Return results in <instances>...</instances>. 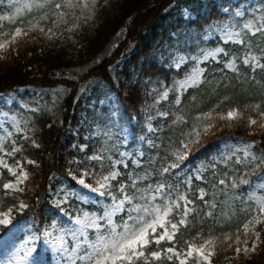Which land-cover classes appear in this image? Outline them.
I'll return each instance as SVG.
<instances>
[{
  "label": "snow or ice",
  "instance_id": "1",
  "mask_svg": "<svg viewBox=\"0 0 264 264\" xmlns=\"http://www.w3.org/2000/svg\"><path fill=\"white\" fill-rule=\"evenodd\" d=\"M109 2L6 0L0 60L19 55L22 44L78 43L75 34ZM192 15L184 9L186 18ZM203 16L207 23L174 33L154 54L164 78L144 80L135 114L98 80L80 87L77 99L97 84L105 106L88 121L85 140L94 146L73 144L77 155L65 175L49 176L46 192L29 184L28 166L40 167L27 154L42 147L36 114L62 125L57 106L71 89L43 90L52 95L43 104L7 94L5 103L19 109H0V264H216L220 253L232 264L264 245V0H213ZM213 40L214 47H200ZM89 71L83 66L67 78ZM240 95L248 99L241 103ZM239 127L258 138L223 137ZM44 197L51 206L38 225L31 210ZM233 249L235 257L227 255Z\"/></svg>",
  "mask_w": 264,
  "mask_h": 264
},
{
  "label": "trees",
  "instance_id": "2",
  "mask_svg": "<svg viewBox=\"0 0 264 264\" xmlns=\"http://www.w3.org/2000/svg\"><path fill=\"white\" fill-rule=\"evenodd\" d=\"M5 3L6 0H0V4ZM212 3L213 0H110L109 6L102 7L89 26L75 34L78 43L57 40L51 45L47 42L22 44L19 55H11L7 60H0V95L15 93L22 100L43 104L52 101L51 92L45 94L43 90L53 89L58 85L71 89L57 106V118L63 119L62 125L54 123L49 114H36V136L42 147L30 148L27 154L40 161L38 169L28 166L29 171L33 172L29 184L39 185L37 194L46 192L49 176L53 172H56L58 177L65 175L64 168L67 161L77 155L76 150L72 148L73 144L87 142L90 148L94 146V142L85 140L88 127L79 126L80 120L85 115L88 123L94 109L105 106L99 105L102 96L97 84H89L88 91L77 99L80 87L90 80H98L110 86L122 109L135 114L133 109L139 110L145 99L144 80L148 77L164 78L166 70L161 67L158 55L154 56V54H158L173 42L174 33L194 30L207 23L203 13ZM175 4L178 5L177 8L173 7ZM183 7L192 10L194 16L181 17L179 11L175 10ZM2 23L13 27L7 21ZM214 46V40L200 45V47ZM100 57L102 59L96 63L95 61ZM83 66H88L90 71L74 72L73 75L77 76V79L67 78L71 70ZM215 67L222 68L223 65H215ZM57 72L64 75L57 76ZM167 79L168 83H171V73L168 74ZM20 90L24 92L20 93ZM237 99L243 103L248 98L240 95ZM90 105L92 107L88 108ZM4 109L17 110L19 104L4 106ZM141 119H143L142 114ZM50 123L52 127H48ZM77 126L79 127L75 134H72L71 129ZM237 136L245 139L258 138L248 136L244 127L223 133V137ZM59 183L60 180L57 179L53 187L55 188ZM27 198L35 204V197L31 193ZM7 202L10 201L6 200ZM50 206L47 198L44 197L40 205L31 210L37 213L38 225L48 217L46 208ZM17 219H20L19 215ZM242 219V216L239 220L234 218L224 230L234 229ZM217 231L220 229L218 228ZM3 234L4 232L0 231V238ZM224 255V253L218 255L216 264H227ZM227 255L234 256V249L229 250ZM239 264H264V245L255 256Z\"/></svg>",
  "mask_w": 264,
  "mask_h": 264
},
{
  "label": "rangeland",
  "instance_id": "3",
  "mask_svg": "<svg viewBox=\"0 0 264 264\" xmlns=\"http://www.w3.org/2000/svg\"><path fill=\"white\" fill-rule=\"evenodd\" d=\"M250 2H251V3H256L257 0H250ZM173 7H174V8H177L178 5L175 4ZM173 7H170V9L173 8ZM184 9H185V7L181 8V9H179V10H175V11H179L180 16L183 17V18H186V17L184 16ZM193 16H194V14H193L191 17H193ZM188 18H189V17H188ZM23 92H24V91L22 90L20 93H23ZM10 94H12V95H14V96H17V95L14 94V93H10ZM6 97H7V94H6V95H0V109H2V110H5V109H4V106H10V105H12L13 103H16V102H13L12 104H7V103H5V99H6ZM99 105L101 106L100 103H99ZM91 107H92V106L90 105L88 108H91ZM86 119H87V117H85V115H83L82 118H81V120H80V124H79V126H83L84 128H87V127H88V123L86 122ZM79 126L74 127L73 129H71V133H72V134H75V131H76V129H77ZM28 234H29V230L27 229V227H25V230H24V231L18 233L19 238H20L21 240L24 239L25 236H27ZM4 238H5V237L3 236L1 239H4ZM261 246H262V245H261ZM261 246L258 248L257 251H255V252H251V253H249V254H247V255H245L243 252H241V253L239 254L238 257H235V255H234L235 258H234V261L232 262V264H239V262H241V261H243V260H245V259H249V258L255 256V255L260 251ZM49 257H51V254H49Z\"/></svg>",
  "mask_w": 264,
  "mask_h": 264
}]
</instances>
